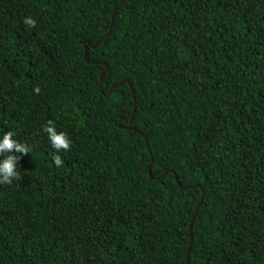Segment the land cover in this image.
Returning <instances> with one entry per match:
<instances>
[{
    "label": "trees",
    "instance_id": "obj_1",
    "mask_svg": "<svg viewBox=\"0 0 264 264\" xmlns=\"http://www.w3.org/2000/svg\"><path fill=\"white\" fill-rule=\"evenodd\" d=\"M121 1L0 0V264H264V0Z\"/></svg>",
    "mask_w": 264,
    "mask_h": 264
},
{
    "label": "clouds",
    "instance_id": "obj_2",
    "mask_svg": "<svg viewBox=\"0 0 264 264\" xmlns=\"http://www.w3.org/2000/svg\"><path fill=\"white\" fill-rule=\"evenodd\" d=\"M27 25H35L36 21L32 17H25L24 21ZM35 92L39 88H34ZM48 142L55 150L52 156L53 163L60 167L62 164L61 156L58 154L61 150H67L71 143L69 137L64 131H58L52 120H48L43 125ZM30 146L26 143L15 139V133L10 130L0 132V184H10L13 180L18 181L21 177V172L18 171L19 166L17 161L25 153L30 152Z\"/></svg>",
    "mask_w": 264,
    "mask_h": 264
},
{
    "label": "water",
    "instance_id": "obj_3",
    "mask_svg": "<svg viewBox=\"0 0 264 264\" xmlns=\"http://www.w3.org/2000/svg\"><path fill=\"white\" fill-rule=\"evenodd\" d=\"M123 1V0H122ZM121 1V2H122ZM116 9H117V7H115L114 9H113V11H112V14H111V21H110V24H109V27H108V30L105 32V33H103V34H101L95 41H94V43H91L89 40H84L83 41V45H84V53H83V57H84V59L87 61L88 59H87V50H86V44L87 45H89L90 47H96L98 44H99V41H100V39L101 38H103L104 36H106L108 33H109V31H110V29H111V27H112V23H113V16H114V13H115V11H116ZM100 63H102L103 65H104V69L100 72V75H99V88H100V90H101V80H102V77H103V75L105 74V71H106V68H107V64L106 63H103V62H100ZM123 82V81H122ZM122 82H116L115 84H113L112 86H111V88H114L115 86H117L118 84H120V83H122ZM124 82H125V80H124ZM130 90H131V93H133V91H132V89L130 88ZM134 109V108H133ZM133 114V113H132ZM133 116V115H132ZM132 118V117H131ZM131 120V119H130ZM145 141H146V145H147V140L145 139ZM148 175L149 176H151V172H150V167L148 168ZM174 176V180H175V182L177 183V185L178 186H180V184H179V182L177 181V178H176V176L175 175H173ZM193 186H199L198 184H194ZM201 200H202V194H201V196H200V198H199V201L197 202V204H196V207H195V209H194V212L192 213V216H191V218H190V220H189V223H188V232H189V242H188V245H187V248H186V257H188V252H189V248H190V246H191V244H192V239H193V236H192V232H191V224H192V220H193V218H194V216H195V212H196V209H197V207L201 204ZM187 259H186V262H185V264H187Z\"/></svg>",
    "mask_w": 264,
    "mask_h": 264
}]
</instances>
